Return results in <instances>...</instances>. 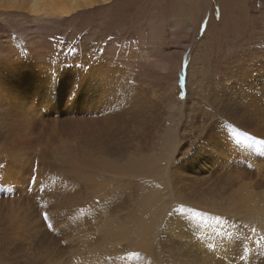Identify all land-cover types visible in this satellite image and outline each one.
I'll list each match as a JSON object with an SVG mask.
<instances>
[{
	"label": "bare ground",
	"instance_id": "6f19581e",
	"mask_svg": "<svg viewBox=\"0 0 264 264\" xmlns=\"http://www.w3.org/2000/svg\"><path fill=\"white\" fill-rule=\"evenodd\" d=\"M111 1L0 0L38 20L0 39V264H264V40L205 86L190 52L166 95L169 62L140 45L47 40L43 23ZM238 2L202 44L253 20Z\"/></svg>",
	"mask_w": 264,
	"mask_h": 264
},
{
	"label": "rangeland",
	"instance_id": "374dc122",
	"mask_svg": "<svg viewBox=\"0 0 264 264\" xmlns=\"http://www.w3.org/2000/svg\"><path fill=\"white\" fill-rule=\"evenodd\" d=\"M186 1H189L190 5ZM222 3L228 6L229 0H206L204 3L200 0H114L111 2H95L89 6L79 5L75 8L76 11H70L68 15L63 17H53L50 22L43 24L48 26L47 40L50 41L51 38L52 40H58L66 47H74L80 41L81 36H85L87 41L91 42L90 47L96 49L104 47L106 41L120 45L123 43L137 44L136 46L140 45L139 47L146 51L150 57H156L159 61L167 60L170 66L168 72L159 74L158 71H155V74L156 78H161L157 81V84L160 82L164 94L168 95L170 85L173 84L174 86L175 84V75L178 77L177 84H179V80L181 83L178 73L190 65L191 53L193 55V52H198L200 49L203 51L204 59L197 65L200 70L203 68L204 72H207L205 77L207 76L208 79L203 74L201 75L202 79L204 77L202 86H205L204 82L210 79L217 63L220 60L222 61L221 57L223 58V56H227L247 45L262 44L260 41L264 40V0H246L243 6H241L239 0L238 7L240 8L235 9V11L239 14L245 13L251 16L253 20L249 21L247 17L239 23L235 20L233 26L236 24L238 28H234V34L226 29L220 37L221 39H223V36L225 38L221 43L213 37L212 40H205V43L202 44L201 39L205 34L209 18L214 24L221 26ZM203 5L210 8L208 11L211 15L207 12L206 17L198 21ZM199 10V15L196 17ZM37 22V18L28 12L23 5L19 8L0 5V39L6 36L13 38L18 29L27 28ZM225 33H229L228 36H225ZM179 51L178 57L174 60L175 54ZM178 64L180 69L176 74ZM187 70L188 68L185 72L186 77L188 75ZM193 77L196 84L198 77L196 75ZM215 79L217 80V77ZM195 84L193 86H196ZM176 89L175 86L174 93L170 95L171 101L175 98H182L180 97L181 87L179 88L180 91H176ZM55 117L59 118L57 114L54 115ZM44 214L45 212L42 213L43 217L41 219L47 225L49 220L48 217L45 219Z\"/></svg>",
	"mask_w": 264,
	"mask_h": 264
},
{
	"label": "snow or ice",
	"instance_id": "6c2138e0",
	"mask_svg": "<svg viewBox=\"0 0 264 264\" xmlns=\"http://www.w3.org/2000/svg\"><path fill=\"white\" fill-rule=\"evenodd\" d=\"M72 11H76V9L73 8ZM65 15H67V13H66ZM180 79H181V84L183 85L184 76H181ZM184 95H185V94H184L183 92H181V96L183 97ZM244 135H245L246 137H248L249 139H252L253 141L255 140V137H254V136H249V134H247V133H245ZM260 143H261L262 145H264V140L260 141ZM31 182H32V183H35V177L32 178V181H31ZM44 216H45V219H47V214H46V213L44 214Z\"/></svg>",
	"mask_w": 264,
	"mask_h": 264
}]
</instances>
